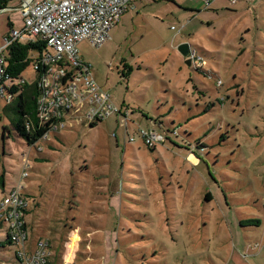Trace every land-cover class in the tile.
I'll return each mask as SVG.
<instances>
[{
	"label": "rangeland",
	"instance_id": "374dc122",
	"mask_svg": "<svg viewBox=\"0 0 264 264\" xmlns=\"http://www.w3.org/2000/svg\"><path fill=\"white\" fill-rule=\"evenodd\" d=\"M205 1L136 3L104 45L79 44L101 90L130 111L132 143L111 115L50 135L37 152L0 97V200L26 161L25 220L32 241L49 243V264H264V18L242 23ZM16 2L0 12V45L9 25L23 29ZM182 43L201 66L185 63ZM21 78L33 81L32 65ZM139 128L162 140L147 148ZM0 238V264H18L5 226Z\"/></svg>",
	"mask_w": 264,
	"mask_h": 264
},
{
	"label": "built area",
	"instance_id": "2783aa9c",
	"mask_svg": "<svg viewBox=\"0 0 264 264\" xmlns=\"http://www.w3.org/2000/svg\"><path fill=\"white\" fill-rule=\"evenodd\" d=\"M145 0H18L17 10L23 18V29H11L0 45V97L11 85L32 83L35 81L38 91L36 118L42 136L31 147L37 152L40 141H49L60 131L71 129L75 125L90 127L102 122L111 115L117 116L124 129L128 143L135 141L129 137L130 114L111 101L91 75L90 66L80 57L79 44L88 43L91 47H101L109 39L110 30L118 24L121 16L136 3ZM234 5L241 0H226ZM212 0H206L209 7ZM6 8L3 11H9ZM2 11V10H0ZM180 29L178 30V33ZM41 40L45 51L38 63H33V81L24 79L12 81L6 75L5 55L8 47L15 41L26 43ZM188 59L196 68L203 64L202 57L190 48ZM172 135L178 132L173 129ZM138 137L143 144L154 149L162 139L154 131L139 128ZM112 138L116 134L112 133ZM25 161V160H24ZM27 162L23 167L19 183L10 187L0 200V228L6 227L8 244L17 247L15 259L18 264H49V243L43 239L31 240L26 222L29 201L21 186L28 177ZM0 238V247H3ZM254 249H260L255 245ZM70 254V255H69ZM68 254L69 259L72 251ZM65 263L67 261L65 260Z\"/></svg>",
	"mask_w": 264,
	"mask_h": 264
},
{
	"label": "trees",
	"instance_id": "16d2710c",
	"mask_svg": "<svg viewBox=\"0 0 264 264\" xmlns=\"http://www.w3.org/2000/svg\"><path fill=\"white\" fill-rule=\"evenodd\" d=\"M13 0H0V10H5ZM11 29V25H9ZM45 51V43L41 40L21 43L13 42L7 49L5 55L6 75L12 81L21 80L23 72L33 63H38L42 53ZM132 67L124 64L121 77L126 79L130 75ZM38 91L35 81L32 83L11 85L5 91V102L13 105L15 117L11 125L17 136L24 139L27 146H32L42 136L44 130L38 129L36 118V102ZM100 123V122H99ZM98 123V124H99ZM98 124L90 126L93 128ZM251 224L252 221H246ZM242 225V223H241ZM3 246V245H2Z\"/></svg>",
	"mask_w": 264,
	"mask_h": 264
},
{
	"label": "crops",
	"instance_id": "0c3cea01",
	"mask_svg": "<svg viewBox=\"0 0 264 264\" xmlns=\"http://www.w3.org/2000/svg\"><path fill=\"white\" fill-rule=\"evenodd\" d=\"M17 4H18V0L16 2V7H17ZM211 6L213 9H215V11L219 12L220 15H226L227 18H230V17H237L238 18L239 17V19L241 20L242 23H251L250 22L251 19L249 18L250 15L254 16V20L256 22L259 19L264 18V0H241L234 5H228L226 0H212L209 8H211ZM229 9H232V10H229ZM11 29H12V26H11ZM180 31H181V28H180ZM189 46H190V44H189ZM81 60L84 62V60L82 58H81ZM129 114L131 115L130 111H129ZM206 198H207V201H211L213 199L210 194H207ZM262 210L264 211V206L262 207ZM242 219L243 218H241V217L239 218L240 226H242L241 223H247L246 221H244ZM256 220L259 221L258 218ZM251 224L260 226V222H257V221H252ZM101 248L102 249L100 251H102V255H101V258H102L108 252V246H102ZM248 249L256 251V249L251 248V247H249ZM259 250L260 249H258V251ZM72 254H73V251H72ZM249 254H253V253H249ZM72 256H71V258H72ZM71 258H70V260H71ZM87 262L88 263H86V264H96V263H94L93 260L87 261ZM100 262H101V264H108L102 260Z\"/></svg>",
	"mask_w": 264,
	"mask_h": 264
},
{
	"label": "water",
	"instance_id": "95a60500",
	"mask_svg": "<svg viewBox=\"0 0 264 264\" xmlns=\"http://www.w3.org/2000/svg\"><path fill=\"white\" fill-rule=\"evenodd\" d=\"M189 50H190V46L188 43H182L177 47V51L179 52V54L185 58V63L190 66V60L188 59V55H189Z\"/></svg>",
	"mask_w": 264,
	"mask_h": 264
},
{
	"label": "bare ground",
	"instance_id": "6f19581e",
	"mask_svg": "<svg viewBox=\"0 0 264 264\" xmlns=\"http://www.w3.org/2000/svg\"><path fill=\"white\" fill-rule=\"evenodd\" d=\"M1 12V11H0Z\"/></svg>",
	"mask_w": 264,
	"mask_h": 264
}]
</instances>
